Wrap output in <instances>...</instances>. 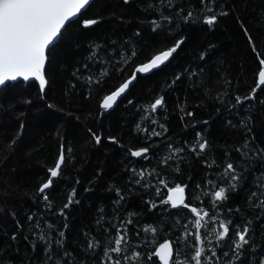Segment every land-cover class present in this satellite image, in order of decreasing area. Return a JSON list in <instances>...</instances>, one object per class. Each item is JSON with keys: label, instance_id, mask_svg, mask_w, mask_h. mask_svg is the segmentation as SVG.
<instances>
[{"label": "snow or ice", "instance_id": "obj_1", "mask_svg": "<svg viewBox=\"0 0 264 264\" xmlns=\"http://www.w3.org/2000/svg\"><path fill=\"white\" fill-rule=\"evenodd\" d=\"M135 2L122 0V5L128 7ZM198 2L199 7L191 0H139L143 18H134L137 26L131 34L127 38L89 41L88 55L72 66V80L66 81L63 97L70 98L75 93L77 84L73 80L83 82L87 89L85 99H91L95 90H102L115 79L114 90L104 96L95 119L110 115L114 106H118V99L127 100L135 107L128 98L130 86L138 83L144 74L167 67L178 58L187 39L178 30L191 23H201L214 30L230 13L235 15L234 6L223 0ZM95 7L93 0H0V97L14 88L16 82H37V97L46 109L78 120L70 108L52 100L48 90L68 71L66 61L59 54L61 45L66 43L78 50L79 38L105 21L103 14L90 15ZM109 19L118 24L133 22V18L115 12ZM261 19L264 21V17ZM241 27L251 50L257 52L252 35L243 23ZM146 28L166 39L156 41L151 54L142 59ZM211 47L213 45L208 49ZM208 49L199 53L197 60L201 63L184 67L168 84L169 88H174L183 80L193 81V91L204 97L195 103L193 110H189L186 97L183 102L178 101L175 107L179 119L183 123L185 117L195 116V109L207 110V105L211 104L214 115L199 122L207 126L221 117L223 110L227 115L221 117L222 126L239 133L242 139L218 146L203 129L195 131L192 142L172 140L166 123V92L141 109L142 121H147L149 126L136 125V131L144 135L138 137L142 144L135 150L125 149L116 135L104 136L88 128L94 145L105 141L124 150L126 157L139 158L149 164L155 161V164L151 168L147 165L137 168L132 160L122 161L125 186L106 182L104 191L114 193L115 197L110 202L111 207L98 206L92 227L82 229L80 238H73L69 216L70 210L81 203L76 187L81 179L77 176L66 202L57 208L54 189L57 181L68 180V165L74 159L69 155L73 149L65 147L63 132L57 127L54 134L58 139V152L53 165L46 168V179L35 192L26 194L33 202H42L44 211L21 209L25 218L22 223L16 208L9 206L14 189L6 180L5 186L0 187V234L8 237L7 246L0 247V264H264V142H258L254 131L257 119H264V96L258 94L256 87L241 94L236 91L238 83L234 84L221 67L206 68ZM259 65L264 66V58L259 59ZM258 87L264 92V67L258 73ZM22 103L31 105L33 100L26 98ZM12 107V104L7 108L0 105L4 111ZM241 107L245 109L243 113ZM25 116L24 111L16 114L18 124L12 133L0 130V152L4 153L0 164L18 154L26 130ZM196 123L192 120L183 127L195 129ZM162 151L164 155H160ZM218 151L222 152V158L216 156ZM196 162L204 173L198 178L190 174ZM185 168L189 169V174H185ZM103 176L104 169L98 166L83 191H94ZM249 176L252 177L251 187L241 208L231 201ZM145 194L149 195L148 199H144ZM136 197L144 208L141 212L129 210L125 213L128 218L122 217L121 212ZM185 210L187 214L182 222ZM142 212L155 215L157 219L138 227L136 221ZM47 214L58 216L62 223L58 226L48 222ZM132 217H136V221ZM168 220H174L178 226L175 239L153 247L158 230H162L159 226H167ZM8 221L15 226L10 234L5 231ZM20 241L29 245L23 253L18 247ZM149 248L151 250L147 251Z\"/></svg>", "mask_w": 264, "mask_h": 264}, {"label": "trees", "instance_id": "obj_2", "mask_svg": "<svg viewBox=\"0 0 264 264\" xmlns=\"http://www.w3.org/2000/svg\"><path fill=\"white\" fill-rule=\"evenodd\" d=\"M223 2L234 6L235 15L230 13L214 30H209L206 25L201 23H191L178 30L180 34L187 37L185 44L182 45L183 50L180 51L178 58L172 64L167 67L162 66L160 70L143 76L138 83H135L128 96L129 99L133 100L135 107L129 105L127 100H121L110 115H105L99 120L95 119L102 99L109 94V90H114L113 85L117 83L115 79L106 83L102 90H95L91 99H85L87 89L82 81L76 82L73 80L77 84V88L70 98L63 97V90L66 81L72 80L70 75L72 66L88 55L89 41L100 42L107 37L127 38L131 34L137 26L134 18H143V13L138 8L139 0L128 7L122 5V0H95L96 7L90 15L103 14L105 15V21L98 26H94L79 38L80 47L78 50L66 43L61 45L59 54L66 61L68 71L48 90V96L52 100H56L60 106L70 108L74 116L79 117L78 120L67 117L63 112L46 109L37 97L36 82L16 83L5 101L6 107L9 104L14 105V107L7 112L5 111L6 113H2V115L9 122L11 120L13 123L18 124L16 114L19 111H24L26 116L23 119H25L26 130L18 154L14 157L10 156L8 161L0 164V187L5 186L4 181L6 180L14 189L13 196L9 200V206L16 208L22 223H24L25 218L20 211L21 209L36 213L44 211L42 202H33L26 194L35 192L39 184L46 179V168L53 165L58 152V139L54 134L57 127H60L63 132L65 147L73 149V152L69 155L74 156V159L68 165V180L57 181V186L54 189V200L57 208L66 202L67 193L73 186L77 176L81 179V184L76 186L77 197L81 203L70 210L69 216L70 235L73 238H80L82 229L92 227L98 206L103 204L109 208L111 207L110 202L115 198L114 193L104 191V184L115 182L120 187L125 186L126 177L121 167L122 161L128 163L129 160H132L137 168L145 165L151 168L155 164V161L149 164L148 161L139 160V158L126 157L124 150L105 141H102L101 145H94L89 138L88 128L97 133H102L104 136L116 135L118 139H121L125 149H136L142 144L138 137L144 135V133L136 131V125L149 126L147 121H142L141 109L147 108L157 95L166 92L168 105V120L166 123L172 140L178 143L192 142L195 131L203 129L208 131L209 136L218 146L233 144L242 139L239 133L222 126L223 120L221 117L227 115L223 110L221 117H217L209 125L205 126L199 122L214 115V106L211 104L207 105V110L195 109V116L193 118L185 117L182 123L179 119V111L175 107L177 102H183L186 97L189 110H193L195 103L204 98L203 94L193 91V81L190 80H183L174 88L168 87L175 73L182 71L188 65L195 67L196 64L201 63L197 60L199 53L208 49L209 45H213L208 49L207 64L204 66L206 68L218 66L225 70L234 84L238 83L236 91L239 93L247 94L253 87H256L258 94L264 96V92H261L258 87V73L262 67L259 65V59L264 58V21L261 19L264 17V0H223ZM191 3L199 7L198 0H191ZM113 12L122 14L126 18H133V22L131 24L114 23L109 19ZM241 23L248 29L256 42L259 56L257 52L251 50ZM160 39H166V37H158L150 33L147 28L145 29L142 59L151 54L152 45ZM96 70L93 66V71ZM26 98L34 99V104H23L22 101ZM244 111V107H241V112ZM229 118L234 119V117ZM192 120L197 121L196 128L189 127L185 130L183 124H190ZM161 122H164L162 118ZM157 131H159V128H157ZM254 131L258 142H264V119H257ZM153 139L158 140V138ZM161 148H164L163 143H161ZM164 154V151L160 153V155ZM3 155L4 153L0 152V159L3 158ZM216 156L222 158V152L218 151ZM136 161L139 162L136 163ZM98 166H102L104 169L103 179L96 185L94 191L85 193L83 188L88 186L86 181L93 176ZM13 168L15 171L11 170ZM184 172L189 174V169L185 168ZM190 174L194 178L202 176L204 174L202 166L198 162L194 163ZM251 181L252 177L249 176L248 181L233 197L231 203L239 204L241 208L244 207V199L251 187ZM148 198L149 195L145 194L144 199ZM207 206L208 201L205 200V207ZM143 208L144 205L140 198H133L128 202L127 208L121 212V216L128 218L125 216L127 211L141 212ZM172 211L175 212V210ZM186 214L187 210L182 214V222L183 216ZM45 218L48 222L55 223L58 226L62 223L58 216L52 214H47ZM132 219L136 221V217H132ZM156 219L155 215L142 212L139 220L136 221L137 226H144ZM176 227L178 226L175 225L174 220H168L167 226L160 225L159 228L162 230H158L153 247H157L165 239L174 240ZM5 231L9 234L15 231V226L11 221H8L5 226ZM7 243L8 237L0 234V247H6ZM18 247L23 253L29 245L27 242L20 241ZM146 250L150 251L151 248ZM16 259L18 260L19 257H16Z\"/></svg>", "mask_w": 264, "mask_h": 264}, {"label": "rangeland", "instance_id": "obj_3", "mask_svg": "<svg viewBox=\"0 0 264 264\" xmlns=\"http://www.w3.org/2000/svg\"><path fill=\"white\" fill-rule=\"evenodd\" d=\"M12 89L7 91V93H6L7 95L4 94L2 97H0V105H3V108H7L6 105H5V101H6L7 96L10 95V92H11ZM33 104H34V101H33ZM3 108H0V130H2V131L5 130L4 132H6L7 134H10L17 127V123H13V121H11V120H10V122H11L10 123L8 121V119H5V116L2 115V113L5 114L7 111L5 112L3 110Z\"/></svg>", "mask_w": 264, "mask_h": 264}, {"label": "water", "instance_id": "obj_4", "mask_svg": "<svg viewBox=\"0 0 264 264\" xmlns=\"http://www.w3.org/2000/svg\"><path fill=\"white\" fill-rule=\"evenodd\" d=\"M95 0H93V2H94ZM262 67H264V66H262ZM261 67V68H262ZM145 75H147V74H144L143 76H145ZM25 83H30V82H25ZM37 83V82H36ZM135 83L136 82H134V85H135ZM133 86H130V89L132 88ZM102 101H103V99H102ZM121 100L120 99H118V101H117V105L119 104V102H120ZM102 103V102H101ZM116 106H114V108H115ZM133 150H135V149H133ZM165 240H170V239H165ZM165 240H163V241H161L159 244H161V243H163ZM171 241V240H170ZM159 246V245H158ZM157 246V247H158Z\"/></svg>", "mask_w": 264, "mask_h": 264}]
</instances>
